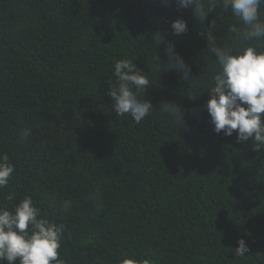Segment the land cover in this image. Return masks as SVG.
<instances>
[{
  "label": "trees",
  "instance_id": "trees-1",
  "mask_svg": "<svg viewBox=\"0 0 264 264\" xmlns=\"http://www.w3.org/2000/svg\"><path fill=\"white\" fill-rule=\"evenodd\" d=\"M180 18L188 32L176 36ZM234 23L220 8L201 23L175 0H0V154L15 165L0 206L31 196L41 218L66 224L65 264H264V148L216 134L206 107L208 36L230 44ZM169 43L188 81L165 64ZM120 59L150 80L140 124L112 108ZM164 102L180 109L177 128ZM69 199L68 213L56 206Z\"/></svg>",
  "mask_w": 264,
  "mask_h": 264
},
{
  "label": "clouds",
  "instance_id": "clouds-1",
  "mask_svg": "<svg viewBox=\"0 0 264 264\" xmlns=\"http://www.w3.org/2000/svg\"><path fill=\"white\" fill-rule=\"evenodd\" d=\"M170 0H165L168 4ZM179 9L193 10L195 18L204 22L217 8L231 11L235 23L229 28L233 34L230 44L217 46L208 36L207 51L215 57L213 86L208 91L210 99L207 111L216 134L231 137L236 134L237 142L252 140L253 150L264 148V0H175ZM237 25H240L237 27ZM215 27V22H212ZM173 34L180 36L188 32L183 18L171 23ZM211 29V28H209ZM255 41V43H253ZM161 43L159 39L158 44ZM169 58V70L182 73L184 81L189 80L191 67L169 43L165 48ZM161 62L159 54L155 57ZM115 86L109 88L114 112L123 117L126 114L140 124L154 109L150 99H141L150 85L145 72L139 70L132 59H120L114 63ZM168 70V71H169ZM175 103L164 102L159 111L173 116L175 126L182 123V115H176ZM31 129L21 131L23 140L30 137ZM15 165L7 153L0 154V189L8 186ZM15 193L7 196L12 201ZM56 206L65 213L73 207L71 199L60 201ZM97 205V211H100ZM67 226L41 218V209L31 196H25L11 210L0 206V264H65L59 249ZM235 255L246 257L250 248L244 239L237 241ZM120 264H149L147 260L126 257Z\"/></svg>",
  "mask_w": 264,
  "mask_h": 264
}]
</instances>
